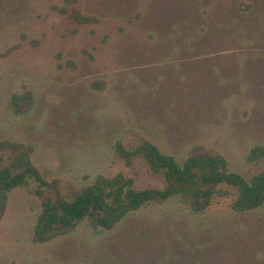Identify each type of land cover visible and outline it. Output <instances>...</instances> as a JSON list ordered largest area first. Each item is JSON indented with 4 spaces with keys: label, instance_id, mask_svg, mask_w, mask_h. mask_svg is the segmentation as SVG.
<instances>
[{
    "label": "rangeland",
    "instance_id": "rangeland-1",
    "mask_svg": "<svg viewBox=\"0 0 264 264\" xmlns=\"http://www.w3.org/2000/svg\"><path fill=\"white\" fill-rule=\"evenodd\" d=\"M144 141L260 171L245 157L264 147V0H0V169L39 177L0 195V264H264V199L232 207L222 185L198 212L169 198L32 241L41 202L97 176L162 188L115 149Z\"/></svg>",
    "mask_w": 264,
    "mask_h": 264
},
{
    "label": "trees",
    "instance_id": "trees-1",
    "mask_svg": "<svg viewBox=\"0 0 264 264\" xmlns=\"http://www.w3.org/2000/svg\"><path fill=\"white\" fill-rule=\"evenodd\" d=\"M120 155L141 154L149 168L161 170L164 186L160 189H134L129 179L122 175L97 176L93 182L75 192L70 199L42 201L31 230V239L38 243L71 230L75 224L86 220L92 226L109 229L128 212L154 201L177 198L191 211L198 212L210 204L217 187L223 194L233 196L232 207L254 208L264 199V147L251 145L246 160L260 161V171L249 177L227 169L225 159L218 154L189 155L177 162L171 155L161 153L148 141L130 152L115 147ZM23 170L10 173L0 169V195L21 183L26 175L39 179L36 170L27 160H22Z\"/></svg>",
    "mask_w": 264,
    "mask_h": 264
}]
</instances>
